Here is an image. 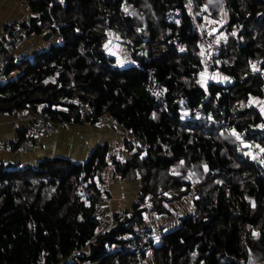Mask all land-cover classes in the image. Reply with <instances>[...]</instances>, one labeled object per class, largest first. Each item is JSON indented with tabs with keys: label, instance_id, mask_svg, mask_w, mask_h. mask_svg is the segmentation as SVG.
<instances>
[{
	"label": "trees",
	"instance_id": "1",
	"mask_svg": "<svg viewBox=\"0 0 264 264\" xmlns=\"http://www.w3.org/2000/svg\"><path fill=\"white\" fill-rule=\"evenodd\" d=\"M25 1L35 17L27 30L51 31L58 41L30 60L10 56L0 113L42 110L59 120L64 108L77 121L87 105L93 123L109 114L129 124L132 142L125 144L133 152L115 170L138 176L140 187L130 210L115 213L99 233L91 213L102 193L106 146L83 162L0 163V264H138L145 256L122 250L125 234L143 233L133 227L149 205L170 215L167 204L193 193L189 171L201 176L193 211L160 233L154 264L263 260L264 165L241 155L235 140L264 146V115L250 102L263 96L264 80L254 71L264 66V0ZM207 19L222 21L208 37ZM109 31L131 63L120 66L107 52ZM151 68L162 102L146 90ZM205 68L228 79L204 87Z\"/></svg>",
	"mask_w": 264,
	"mask_h": 264
},
{
	"label": "crops",
	"instance_id": "2",
	"mask_svg": "<svg viewBox=\"0 0 264 264\" xmlns=\"http://www.w3.org/2000/svg\"><path fill=\"white\" fill-rule=\"evenodd\" d=\"M32 16L34 14L27 1L0 0V36L5 35L4 31L9 25H19L23 29V37L19 42L11 41L10 35H6L7 50L15 62H20L23 59L30 60L35 54L48 48L51 43L58 41V38L51 31L52 34L48 40L43 38L45 32L42 34L29 32L25 26L29 24V19ZM118 40L121 44L122 41L119 36ZM122 47L123 49L122 51L120 49V51L123 58L121 59L120 57L118 62L120 66L132 62L129 51L125 46L122 45ZM112 53L116 56V52L113 51ZM128 57L130 60H128ZM209 72L211 74L214 73L211 70ZM17 74L18 71L15 70L8 77H15ZM210 79L226 80L224 75L223 77L211 76L206 81H201V84L205 87ZM262 93L264 94V91ZM251 99V104H254L258 110L261 111L264 108V104L259 107L258 103L253 102ZM59 109L66 111L64 108ZM89 111V107L85 105L77 121L72 120L71 117L69 122L62 121L61 118L54 120L58 125L57 132L34 139L32 146L25 151H19L16 144H19L25 133L26 125L29 123V116L32 111L25 109L13 113H0V163L14 162L23 168L26 166H34L41 159L52 157H65L75 162H83L90 157L96 147L106 146V165L101 173V180L98 183V187L102 192L101 194H104L107 198L105 204L109 218L108 228L114 223L115 213L122 214V212L129 211L133 203L137 200L140 179L138 176L131 174L122 176L119 171L115 170L116 162H124L131 157L133 152L125 144V140L132 142V138L128 135V130L109 114L102 115L98 121L93 123L87 120ZM173 168L177 169V167ZM188 173H190L191 178L192 175H197L193 171H189ZM189 181L194 187L196 186L192 179H189ZM193 192H196V187ZM193 198L188 196L183 197L179 200L182 205L177 203L174 209L170 208L171 203L167 204L171 212L170 215L151 211L149 205L147 211L143 212L141 222L135 225L133 229L137 231L139 229L156 228L157 236L155 241L157 242L163 229V232L174 230L179 226V218L193 211ZM148 203L149 199H145L142 204ZM179 209L183 212L181 215L178 213ZM138 264H154L153 255L149 254L145 256L140 259ZM246 264H264V259L256 260L253 256H250Z\"/></svg>",
	"mask_w": 264,
	"mask_h": 264
},
{
	"label": "built area",
	"instance_id": "3",
	"mask_svg": "<svg viewBox=\"0 0 264 264\" xmlns=\"http://www.w3.org/2000/svg\"><path fill=\"white\" fill-rule=\"evenodd\" d=\"M22 30V27L19 25H9L4 31L5 35L0 36V81L4 77V70L9 63V58L11 56L10 52L7 50L6 35H10L11 41L19 42L23 37ZM206 45L212 49V52L216 51L215 45L211 42L206 40ZM153 71L154 70L152 68L147 71V80L145 82L146 90L155 101L162 102L164 99L163 86L162 83L155 78ZM255 75L264 80V66L257 69L255 71ZM262 90L264 91V84L262 86ZM57 130V123L46 111L37 110L36 112H31L29 116V123L26 125L25 133L18 144V150H27L32 146V141L34 139L45 135L54 134L57 132ZM235 141L236 149L241 155L250 159H257V161L264 165V146H260L254 140H243L241 138H237ZM85 190L86 191H84V193H88L87 187H85ZM106 202L107 198L104 196V194H99L96 198V202L91 213L98 224L97 230L99 233H103L105 231L109 222L107 215L108 211L105 207ZM156 236V230L153 228L143 230V233L141 234L126 233L124 236L122 250L137 256H147L155 244Z\"/></svg>",
	"mask_w": 264,
	"mask_h": 264
},
{
	"label": "rangeland",
	"instance_id": "4",
	"mask_svg": "<svg viewBox=\"0 0 264 264\" xmlns=\"http://www.w3.org/2000/svg\"><path fill=\"white\" fill-rule=\"evenodd\" d=\"M207 21V23H208V28L206 29V31H204L203 32V35H205V36H207L208 37V34L211 32V31H213L214 29H215V25H218L219 26V24L220 23H222V21H214V20H211V19H207L206 20ZM218 23V24H217ZM211 25H213V26H211ZM211 26V27H210ZM202 29V28H201ZM202 31V30H201ZM209 36H211V34H209ZM215 43H217V42H215ZM123 46H125V44H123V43H121ZM120 43H119V40H118V35L116 34V33H114L113 31H109L108 32V39H107V42L105 43V49L107 50V52H109L110 54H112L113 56H115L112 52L114 51V52H116V56H115V58H116V60H117V63L119 62V58L121 57V59L123 58L122 56H121V51H122V49H123V47H122V45H121ZM207 48H208V46L206 45V42H205V44H204ZM125 48L127 49V47L125 46ZM120 49H121V51H120ZM209 49V48H208ZM125 51V50H124ZM208 51V50H207ZM210 51V50H209ZM209 54V53H208ZM129 55V54H128ZM129 58V57H128ZM128 60H130V58L128 59ZM255 72V71H254ZM211 76H214V77H217V76H222L223 77V75L221 74V73H216V72H214L213 74H211L210 72H209V69L208 68H205L204 69V71L200 74V81H206L209 77H211ZM225 79H228V77H226L225 76ZM253 102H256V103H258V105H259V107H261L263 104H264V94H263V97L261 98H256V97H254V98H252L251 99ZM261 113L263 114L264 113V108L261 110ZM173 170L174 171H177V169L176 168H173ZM188 175H186V178L187 179H192V181L193 182H195V184H197V183H199L198 181L200 180V178H201V176H197V175H195V176H193L192 175V178L190 177V173H187ZM196 187V186H195ZM197 191V190H196ZM196 193V192H195ZM195 193L193 192V193H190V194H187V195H184L183 197H185V196H188V197H191V198H193V196L195 195ZM182 197V198H183ZM181 198V199H182ZM180 199V200H181ZM190 201H191V199H190ZM171 203V204H170ZM169 204H170V208L171 209H174V206L178 203V204H180V205H182V203L181 202H179V200H177V201H173V202H170ZM106 207V206H105ZM107 208V207H106ZM178 213H180L179 215H181L183 212L181 211V209H179V212ZM155 228V227H154ZM156 229V228H155ZM163 231H164V229L162 230V232L161 233H163ZM156 243H158V241L156 242L155 241V244ZM154 244V245H155ZM149 254H152V255H154V253H153V247L151 248V251L149 252ZM148 254V255H149ZM154 257V256H153Z\"/></svg>",
	"mask_w": 264,
	"mask_h": 264
},
{
	"label": "water",
	"instance_id": "5",
	"mask_svg": "<svg viewBox=\"0 0 264 264\" xmlns=\"http://www.w3.org/2000/svg\"><path fill=\"white\" fill-rule=\"evenodd\" d=\"M34 18H35L34 16L30 17L29 22H31ZM51 34H52V33H51L50 31H47V32H45V33L43 34V38H44L45 40H48V39L51 37ZM59 115H60V118H61L62 121L69 122V121L71 120V119H70V116L67 114V112H66L65 110L60 109V110H59ZM122 125H123V127H125L127 130L130 128L129 124H127V123H123ZM249 221H251V219H249Z\"/></svg>",
	"mask_w": 264,
	"mask_h": 264
}]
</instances>
